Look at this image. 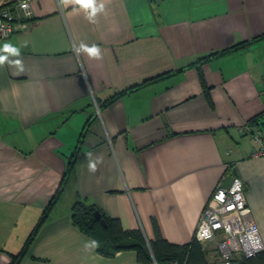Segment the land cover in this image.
Masks as SVG:
<instances>
[{
  "label": "crops",
  "instance_id": "1",
  "mask_svg": "<svg viewBox=\"0 0 264 264\" xmlns=\"http://www.w3.org/2000/svg\"><path fill=\"white\" fill-rule=\"evenodd\" d=\"M100 3L93 23L90 8L30 0L28 27L0 39V264L22 249L18 264H145L134 249L101 254L73 203L147 240L155 220L184 244L215 185L234 177L264 245V156H252V132L264 130V0Z\"/></svg>",
  "mask_w": 264,
  "mask_h": 264
},
{
  "label": "built area",
  "instance_id": "2",
  "mask_svg": "<svg viewBox=\"0 0 264 264\" xmlns=\"http://www.w3.org/2000/svg\"><path fill=\"white\" fill-rule=\"evenodd\" d=\"M29 1L0 0V39L28 27L27 18L31 15ZM22 3L27 7L22 8ZM260 92L264 93V80ZM238 130L250 131V127L242 124ZM252 138V156H264V130L252 132ZM195 238L204 249L213 243L217 259L206 263L172 260L165 264H239L241 257H250L264 249L239 177H234L229 187H223L221 183L215 185L200 215ZM153 264L158 263L153 260Z\"/></svg>",
  "mask_w": 264,
  "mask_h": 264
},
{
  "label": "trees",
  "instance_id": "3",
  "mask_svg": "<svg viewBox=\"0 0 264 264\" xmlns=\"http://www.w3.org/2000/svg\"><path fill=\"white\" fill-rule=\"evenodd\" d=\"M213 54L215 53H210L204 56L201 60H205ZM156 78L148 79L142 83L121 89L108 98L107 102L114 100L120 95L140 85L151 82ZM201 79L203 80V77H201ZM70 166L71 161L68 164V169L64 174L60 187L51 198L47 208L44 210L38 225L45 220L47 213L50 211L53 203L60 193L65 177L69 173ZM96 210L100 212L101 218H103L106 222V226L102 225L100 220L95 218L94 211ZM71 219L81 231L94 239L97 244L98 251L106 256H113L120 250L134 249L137 254V259L145 264H153V260H155L158 264H165L172 260H187L188 262L193 263L207 262L203 246L195 237L188 243L184 244L170 243L163 238L155 220L154 239L147 240L144 233L140 229H124L117 218L105 215L93 204L88 203L83 199H78L73 203L71 207ZM22 251L23 249L17 255L13 256L10 264H18ZM239 264H264V249L258 251L250 257H241L239 259Z\"/></svg>",
  "mask_w": 264,
  "mask_h": 264
},
{
  "label": "clouds",
  "instance_id": "4",
  "mask_svg": "<svg viewBox=\"0 0 264 264\" xmlns=\"http://www.w3.org/2000/svg\"><path fill=\"white\" fill-rule=\"evenodd\" d=\"M63 2L65 4L76 3V4H79L80 6H82L84 8H90L91 12L89 14V19L93 23H95V21L91 20V17H94L98 11L102 12L104 10V4L103 3H100L99 8L94 6L96 3V0H63ZM21 7L26 8L27 5L22 3ZM3 50L5 52L17 54V48L11 46L10 44H5L3 47ZM79 50L86 51L89 54V56H91V57L100 58V49L97 45H92L91 47H86L83 43H81L80 49H77V51H79ZM5 59H6V57L0 56V64H2ZM20 63L21 62L19 60L15 61V64H17V65H19ZM90 168L92 170H95V165L91 164ZM93 244H95V242H93Z\"/></svg>",
  "mask_w": 264,
  "mask_h": 264
},
{
  "label": "water",
  "instance_id": "5",
  "mask_svg": "<svg viewBox=\"0 0 264 264\" xmlns=\"http://www.w3.org/2000/svg\"><path fill=\"white\" fill-rule=\"evenodd\" d=\"M236 172V169H233ZM94 216L96 219L100 220V222L102 223V225L106 226V222L103 218H101V214L98 210L94 211Z\"/></svg>",
  "mask_w": 264,
  "mask_h": 264
},
{
  "label": "rangeland",
  "instance_id": "6",
  "mask_svg": "<svg viewBox=\"0 0 264 264\" xmlns=\"http://www.w3.org/2000/svg\"><path fill=\"white\" fill-rule=\"evenodd\" d=\"M207 257H208V259H211V256H210V254H207Z\"/></svg>",
  "mask_w": 264,
  "mask_h": 264
}]
</instances>
